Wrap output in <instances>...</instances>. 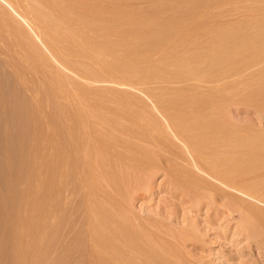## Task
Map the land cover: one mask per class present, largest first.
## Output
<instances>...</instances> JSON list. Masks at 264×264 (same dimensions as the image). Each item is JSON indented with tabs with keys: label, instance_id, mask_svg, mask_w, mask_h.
I'll return each mask as SVG.
<instances>
[{
	"label": "rangeland",
	"instance_id": "374dc122",
	"mask_svg": "<svg viewBox=\"0 0 264 264\" xmlns=\"http://www.w3.org/2000/svg\"><path fill=\"white\" fill-rule=\"evenodd\" d=\"M77 1L54 2L76 12V17L86 13L81 15L85 20L81 27L76 23L82 18L73 14L69 18L78 20L73 22L72 28H78L74 30L81 28L91 38L96 35L98 42L93 40L91 50L85 51L77 40L56 39L60 33L52 31L55 17L48 6L0 0V195L24 200L20 210L13 205L18 210L7 209L0 215L4 264H10L7 257L14 245L20 264H118L116 253L105 251L102 239L113 238L115 243L123 235L121 227L139 238L137 247L144 256L134 255L147 264H264V227L253 234L252 224L245 225L238 199L246 198L216 184L201 165L214 146L207 148L204 137L178 117L181 104L194 107L209 97L232 98L215 104V110L220 111L218 106L223 112L216 117L225 119L234 132L252 130L251 135L264 145L263 109L258 111L244 100L251 91L242 87L249 82L264 88V53L179 47L170 45V31L160 30L148 36L150 41L143 40L147 43L131 37L128 41L136 47L128 41L123 44L129 47L116 46V37L104 34L102 27L112 28L120 20L108 24L107 19L123 9L127 15L165 17L174 0ZM98 4L102 19L90 18ZM252 20L241 27L252 28ZM196 57L207 58L196 62ZM67 126L72 128V142L55 135ZM64 149L69 152L60 154ZM145 153L146 160L133 165V159ZM198 156L203 158L197 160ZM25 158L29 162L21 168ZM51 164L55 179L47 196L43 183L45 168ZM250 173L254 174L250 182L264 185V169ZM14 175L19 181L12 184ZM32 176L34 183L28 184ZM25 200L40 201L42 212L24 210ZM5 219L23 220L27 236L19 235L16 227L3 228ZM90 225L97 227L92 231Z\"/></svg>",
	"mask_w": 264,
	"mask_h": 264
},
{
	"label": "bare ground",
	"instance_id": "6f19581e",
	"mask_svg": "<svg viewBox=\"0 0 264 264\" xmlns=\"http://www.w3.org/2000/svg\"><path fill=\"white\" fill-rule=\"evenodd\" d=\"M54 1L56 2V0H47V1L46 0H31V3L34 2V5L36 3V7H39L41 4L42 5L44 4L51 9L52 13L54 14V15L53 14L52 15L55 17L54 18L55 24L53 23L55 25V27H52V31L60 33V35H56V37H57L56 39L61 40L63 43L65 42V40L66 41L68 40L69 42H71V41L74 42L77 40L78 42L80 41L79 44L81 45V47L84 45L86 46L84 49L85 51L88 48V46L92 49V47H93L92 45L94 43L96 44L95 41H97L96 35H94L95 38L94 37L91 38V36L87 37V36H89V34H87V32H85V34H84L82 32L81 28H79L80 31H76V30H78V28H72L73 24H74V26H76L75 23H73L76 20L74 21L75 18L71 20V18H69V16H72L70 14L74 15V13H76V12L72 11L71 9L60 7L59 5L55 4ZM58 3H60V2H58ZM69 3H70V1H69ZM71 3H72V1H71ZM37 4H40V5L37 6ZM225 7H226V10H225ZM60 8H62V9H60ZM87 8H89V7H87ZM104 9L106 10V8H104ZM90 10L91 9H89V11ZM86 11H88V10H86ZM102 11H103V8H101L100 5L98 7L97 6L93 7L90 18L93 17V18H97V19L98 18L102 19L101 18ZM120 11H122V10H120ZM220 11H222V12H220ZM126 12H124V9H123L122 12H118L116 14V17H115V15H113L114 14L113 13L112 15L114 16V18H113V16H111V18H109V19L105 18V20L107 19V22L109 20L108 24H110L111 22H113L111 24H116L115 22L120 20V23L118 21V23H119L118 25L116 24L112 28L110 27L107 29H104V26L102 27L104 34L108 33V34H111V36L116 37V39L114 38L116 41L115 42L116 46L121 45L123 47V45H125V43L123 44V42H125V41L127 42L128 39H130L131 37L132 38L135 37V39L142 40V43L143 42L147 43L145 41L148 40L147 39L148 36H150L151 33H153V31L160 30V32H162V31H168V33H169V31L171 32L172 38L169 40L170 45H175V46L180 45L181 47L191 45V47H193V48L195 47V49L196 48L197 49L202 48V49H205L206 52L208 51L211 53L220 52V51L231 52L233 50L239 51L242 49H249V50L259 49V51L261 50V55H262V52L264 53V0H174V4H173L172 9L169 8L168 10H166V13L168 14V16H165V17H159L160 15L156 16V14H147V13L145 14V13H141V12H133L132 14L127 15L128 13H126ZM218 12H220V13H218ZM82 14L80 13V15H78L79 17L77 16L78 19H81L83 17V16H81ZM84 14H86V13H84ZM38 15H40V14H38ZM87 15H85V16H87ZM222 18H223V20H222ZM224 18H226V19L224 20ZM254 18H256L255 22L252 20ZM85 19H87V18H85ZM82 20H84V19L82 18L79 21L77 20L79 23H76L78 25L80 24V27H81V23H82L80 21H82ZM250 20H252L254 23V24L251 23L252 28H247V27L242 28L241 27V25H243L245 22L247 23V21H250ZM101 21H103V20H101ZM93 23H94V25H96L95 22H93ZM49 24H50V22H49ZM50 26H51V24H50ZM87 26L88 25H86L85 27H87ZM122 26L123 27L126 26L128 28H121ZM89 28H91V27H89ZM74 29H76V30H74ZM91 29H93V28H91ZM101 30L99 31V29H98L96 32L99 33V32H101ZM156 32H159V31H156ZM52 34H54V33H52ZM86 34H87V36H86ZM48 37H46V38L48 39ZM93 40H94V43L92 44ZM143 40H145V41H143ZM148 41H150V40H148ZM129 42H130V40L128 41V43ZM57 43H56V45H57ZM133 43H129V44L131 45ZM112 44H114V43H112ZM134 44L131 45L130 47L131 48H132V46L136 47ZM138 45H140V43ZM127 46L129 47V45H127ZM147 46H149V45H147ZM174 47H173V49H174ZM90 48H88V49H90ZM74 52H76V51H74ZM202 53H204V52H202ZM134 54H136V52ZM258 54H260V53H258ZM81 55H83V54H81ZM257 57H258V55H257ZM257 57L255 56L254 58H257ZM206 58L205 57H196L194 61L200 62L201 60L203 61V59L206 60ZM187 59H189V58H187ZM220 61H222V60H220ZM173 63H174V61H173ZM175 63H176V61H175ZM176 64H178V63H176ZM180 64H182V63H180ZM153 70H154V67H153ZM235 87H238V84ZM242 87H244L245 89H247V87H248V90L251 91V92L249 91L250 94L247 93L248 95L246 94V96L243 97L244 100H247L249 102V104L251 102L253 104L251 106H253V107L255 106L257 108L259 107V108L263 109L262 110V113H263L264 112V88L262 86L261 87L260 86L255 87L254 85H252L249 82H247L245 84L243 83ZM160 96H162V95H160ZM225 98H227V97H225ZM225 98H222L219 96H217L215 98H212V97L211 98L209 97L207 99L204 98L205 100H203L201 102L202 105L201 104L196 105L195 101H194V103H192V104H195L194 107L190 106V105L187 106V105H185L186 103L183 105L179 104L181 111L179 110L178 113H180V114H178L179 115L178 117H180V119L181 118L183 119V121L181 120V122H184L185 124L188 123V125L190 123V125H192L191 126L192 129H190L191 131L193 129L197 130L199 132L198 134L204 137V141H205L206 146L207 145H210L212 147L214 146L213 150L211 149V151H212L211 154H209L210 152L208 153V151H207V153L209 155L206 153L208 155V157H207L208 159L206 162H205V160L203 161V159H205L206 157L203 158V157L198 156L197 160H201V158H203L201 165L204 166L206 174L209 177H211V179L214 182H216V184L223 186L224 188L228 189L230 191V193H233V192H234V194L237 193V194H239V195H241L247 199V200L243 199V198L238 199L240 201L239 214L242 217V219L245 221V225H246V223L248 225L249 222H250V224H252L250 227V230L252 229L253 231L251 230V232L252 233L256 232L255 234H257V231H259L257 229L264 227V206L258 207L257 205H255V203H260V204L264 205V185L259 180H258L259 182H257V181L256 182H250L251 177L254 176V174L250 173V171H251V169H256V168L257 169H264V145L260 144L261 141H259V139H258V141L260 143H258L257 139L254 138L255 135H253L254 137L251 135L252 130H250V134L249 133L245 134V132H246L245 130H244L245 132H243V134L240 133L243 130L242 131L239 130V133H238V130H237V132H234L235 130L231 129L229 124L224 121L225 119L222 120L223 118H221L222 115H220V113L222 114L223 112H220L221 111L220 107L217 106V109L219 108V110H220V111H218V110L217 111H218V113L219 112L220 113L215 114V116L212 115V113L214 112L213 110H215V104H220V103L222 104V102L225 103V100H226ZM176 99L179 100L178 98H176ZM227 99H229V98H227ZM231 99H229V100H231ZM240 101H241V99H240ZM170 102H172V101H170ZM23 104H21V105H23ZM175 104H173V105L175 106ZM171 105L172 104H170V106ZM259 108H258V111L261 110ZM217 111L215 110V112H217ZM216 115H220L221 117L218 116L219 118H217ZM213 116L216 118H210ZM176 117H177V115H176ZM168 119H170V118H168ZM184 123H182V124L184 125ZM226 125H228L229 127L228 126L227 127L230 128L231 130L228 129L226 127ZM178 126H181V123ZM197 127H198V129H197ZM176 128H178V127H176ZM71 134H72V128L67 126V128L63 129V132L62 131H61V133H60V131H59V133L56 132L55 135H57V137L60 139L64 138L66 140H69V142H70L71 141L70 139H72ZM51 138H53V137H51ZM192 141H194V140H192ZM152 143H153V141H152ZM192 144H194V143L192 142ZM212 147L207 146V148H212ZM239 149H245V150L243 152H240L241 150L239 151ZM65 151H66V149L62 150L60 154H65L66 152H69V151H66V152ZM147 154H149V152ZM206 154H204V155H206ZM20 155H21V153H20ZM141 155H139L133 159V161H132L134 163L133 165L137 166V164H141L142 162H144L146 160V158L148 156V155L146 156V153L143 154L142 156ZM201 155L203 156V154H201ZM21 161H22V159H21ZM21 161H20L21 164H19V165L22 168V167H24V163L29 162V158L26 159V161L25 160L23 162H21ZM54 161H56V160H54ZM61 163L62 162H60V164ZM45 169H47L46 174H45V175H47V177L45 176L47 178V180L43 184L47 185L48 190L45 193L48 196V193L50 192V190H52L51 187H53L51 184V182H53V181H51V180L55 179L54 178V171L56 169L54 167V164L47 166V168H45ZM36 172H37V170H36ZM36 172H35V175L39 172V170L37 173ZM215 173H218L217 177L211 176V174H215ZM16 175H18V173ZM16 175H14L15 177H13V180L11 182L12 184L16 183L18 180L17 178L19 176H16ZM28 179H27L28 184H31V182H33V180H35L33 176H32L31 180H30V178H28ZM27 182H26V184H27ZM28 184H27V186H28ZM49 184L51 185V187ZM209 185H211V184H209ZM8 188H9V185H8ZM8 191H10V190H8ZM222 192H224V191H222ZM49 195H50V193H49ZM26 196H27V194H26ZM232 196L234 198H237V196L236 197L234 195H232ZM50 198H51V196H50ZM23 199H24V197H23ZM36 200H38V199H36ZM36 200H32L33 202H31V203L28 200L29 201L28 203L30 205H28L27 201L25 200L26 202H24V204H23L24 210L28 209L29 212L30 211L32 212V214H33V212H35L36 214L41 213L42 212V207H41L42 205H41L40 201L38 204ZM23 201L24 200H21L20 197H19V199H18V197H15V195L14 196L11 194L10 195H0V215H2L4 212H7L6 211L7 209L11 210V208H13L15 210V208H14L15 205L17 208H19L18 205H22L21 203H23ZM16 210H18V209H16ZM19 210H20V208H19ZM24 213H25V211H24ZM18 219H16V221H14V222L13 221L7 222V220L5 219V221H4L5 227H3V228L10 229V228L16 227L19 229V235H21L23 237L27 236L28 233H27V230L24 229L25 226L23 224L24 223L23 220L19 221ZM30 223H33V222H30ZM242 224H243V222H242ZM28 225H29V223H28ZM99 225L100 224H98V226ZM27 226H26V228H27ZM246 226H245V228H246ZM89 227H90L89 228L90 230L94 231L97 226L90 225ZM102 229H104V227ZM118 229H120V228H118ZM30 230H32V229H30ZM121 231H122L123 235H122V237L118 238L115 243L113 241V238H111L112 240L108 239V238H103V239H105L104 241L101 238L102 242H103V248L105 249V251H107V252H113L114 251L116 253V258H114V260L117 261L118 264H147V263H145V260H143V261L141 260V259H143V258H141V256H139L141 259H138L139 257L137 258L136 255H134L135 253H139V255H140V253H141L140 249L141 248L138 249L139 246L137 245V243H139V238L137 237L138 238V240H137V239H135L136 237L135 238L132 237V235L134 234L133 230L131 231L129 228H124V227L122 228L121 227ZM1 243H3V242L2 241L0 242V246H1ZM8 245H10V244L8 243ZM119 245L123 248L128 247L130 251L128 250L127 253L122 251V248ZM16 246H18V245H16ZM16 246L14 245L13 247L15 248ZM117 246L120 248H117ZM14 248H13V252L11 251V254L7 257V260H8V262H10V264H20L19 261L21 260V257L18 255V252H17L18 247H16L15 250H14ZM141 254H143V252ZM143 256H144V254H143ZM5 261H6L5 256H3V254H1V252H0V264H4Z\"/></svg>",
	"mask_w": 264,
	"mask_h": 264
}]
</instances>
